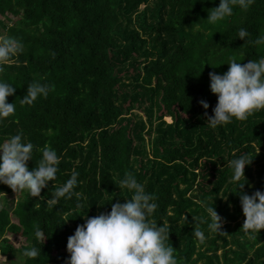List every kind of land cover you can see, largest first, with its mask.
<instances>
[{"label":"trees","instance_id":"obj_1","mask_svg":"<svg viewBox=\"0 0 264 264\" xmlns=\"http://www.w3.org/2000/svg\"><path fill=\"white\" fill-rule=\"evenodd\" d=\"M218 5L0 0V35L24 45L0 72V80L16 89L7 97L16 110L0 123V143L22 133L35 146L29 170L44 147L61 158L57 179L41 197L21 192L7 201L13 191L0 184V264H66L67 238L76 227L131 197L119 189L126 173L155 195L158 206L148 220L170 225L165 243L176 248L181 264H264V229L244 233L239 199L264 192V109L216 128L207 121L217 103L209 73H225L230 60L244 64L264 57V45L254 43L264 36V0H254L247 11L234 7L231 17L211 24L206 19ZM241 28L249 32L248 43L237 38ZM32 82L51 90L26 105L21 99ZM244 155L252 160L241 189L229 162ZM73 171L79 173L74 195L51 205L52 193ZM211 206L225 235L208 228ZM197 226L207 237L204 244L192 236ZM37 229L43 243L34 238ZM9 235L26 245L14 247ZM30 246L41 248L35 259L22 255Z\"/></svg>","mask_w":264,"mask_h":264},{"label":"clouds","instance_id":"obj_2","mask_svg":"<svg viewBox=\"0 0 264 264\" xmlns=\"http://www.w3.org/2000/svg\"><path fill=\"white\" fill-rule=\"evenodd\" d=\"M253 3L254 0H219L218 7L209 11L206 20L216 24L231 17L234 7L247 11ZM248 36L246 29L238 30L237 38L244 43H248ZM254 43L264 45V36L258 37ZM23 49L24 45L19 39L0 35V72ZM226 64L229 67L225 73H209L210 91L217 96L213 114L207 119L212 128L229 124L233 118L247 120L255 111L264 109V57L244 64L236 60ZM50 90V85L32 82L27 86L21 102L32 105L39 97L46 98ZM15 91L12 84L0 80V123L15 113V104L7 102V97ZM199 103L208 109L207 102L201 100ZM34 147L31 142H25L22 133L12 135L0 143V184L7 185L16 194L24 192L30 197H41L42 189L57 179L61 158L51 147H44L39 149V162L29 170L27 162L33 161ZM251 160L252 157L244 155L229 162L236 188H243L245 183H240V180L242 177L245 179L244 168ZM78 176L79 173L73 171L70 178L52 193L51 205H57L60 198H71L74 195L79 183ZM121 188L132 193L131 197L125 198L123 203H112L107 213L86 217L84 223L78 225L67 238L69 258L66 264H181L175 254L176 248L165 243L169 240L170 225L162 223L158 226L157 222L148 220L158 206L154 202L155 195L146 192L145 186L131 173H126L120 181ZM239 199L245 217L241 229L246 235L258 234L264 229V192L257 190L252 195L240 194ZM206 210L211 218L209 230L225 235L220 231L221 217L213 206ZM192 236L200 244H204L207 238L198 226L193 227ZM34 238L42 243L46 239L39 229L34 232ZM40 254L41 248L35 246L26 248L22 253L30 259Z\"/></svg>","mask_w":264,"mask_h":264},{"label":"rangeland","instance_id":"obj_3","mask_svg":"<svg viewBox=\"0 0 264 264\" xmlns=\"http://www.w3.org/2000/svg\"><path fill=\"white\" fill-rule=\"evenodd\" d=\"M141 9H143V6H141ZM9 18L11 19L10 21H17V19L15 18V17H13V16H11V15H9ZM9 21V23H11ZM134 114H138V115H140V116H142L143 117V112H140L139 110H136L135 112H134ZM164 120L167 122V123H170L171 122V118H170V116H165L164 117ZM6 200L7 201H10V200H16L17 198H18V193L16 194V193H11L10 195H7L6 197ZM2 202H3V200H2ZM8 238H9V240H11L13 243H14V247H18V246H20L21 244H23V245H26V242H25V240H23V239H21L20 241H19V239L16 237V236H13V235H9L8 236ZM16 240H17V242H19V243H17L16 244ZM220 253H221V251H219V255H220ZM5 260V258L3 257V256H1L0 255V262L1 261H4Z\"/></svg>","mask_w":264,"mask_h":264}]
</instances>
